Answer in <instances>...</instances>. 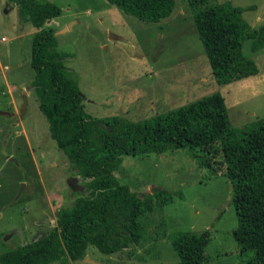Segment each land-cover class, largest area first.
Segmentation results:
<instances>
[{
    "label": "rangeland",
    "instance_id": "1",
    "mask_svg": "<svg viewBox=\"0 0 264 264\" xmlns=\"http://www.w3.org/2000/svg\"><path fill=\"white\" fill-rule=\"evenodd\" d=\"M43 1L62 9L46 25L58 50L67 53L62 62L76 77L90 116L136 121L219 92L232 130L212 138L222 151L211 153L209 167L202 163L206 140L160 153L122 155L117 187L80 179L50 136L31 86L36 29L21 21L17 4L0 0V111L8 112L0 113V252L44 237L56 225L58 211L81 199L80 208L90 209L84 216L151 204L138 218L137 243L110 254L86 248L85 258L97 264H180L174 236L206 229L210 241L202 264H254L253 251H241L233 237L237 217L227 174L241 160L236 129L264 117V47L254 50L251 39L245 40L242 52L258 72L219 85L193 15L229 2L242 9L244 24L257 32L264 28V0H175L171 15L159 22L141 20L107 0ZM85 258L70 264H93Z\"/></svg>",
    "mask_w": 264,
    "mask_h": 264
},
{
    "label": "trees",
    "instance_id": "2",
    "mask_svg": "<svg viewBox=\"0 0 264 264\" xmlns=\"http://www.w3.org/2000/svg\"><path fill=\"white\" fill-rule=\"evenodd\" d=\"M18 6L22 22H29L33 34L31 86L39 108L49 124L50 136L74 166L80 179L102 187H117L115 172L122 155L164 152L172 147L191 146L209 140L202 158L205 166L211 155L222 150L213 137L232 130L224 97L219 92L141 120L114 116L94 118L84 109L76 77L63 64L67 53L58 50L54 32L46 22L61 15L51 1L9 0ZM137 18L159 22L169 17L175 0H107ZM242 9L229 2L209 5L193 15L198 35L219 85L255 75V63L245 57L242 45L251 39L252 48L264 47V28L249 29L241 19ZM241 160L227 176L231 204L237 217L233 237L241 251H253L254 264H264V117L236 129ZM123 189L125 187L120 186ZM128 191V190H127ZM105 195L102 208L107 204ZM77 199L70 209H60L56 225L42 238L0 252V264H70L83 259L91 245L110 254L135 244L141 238L140 215L151 209L143 204L115 214L106 211L84 216ZM210 241L208 229L201 233H178L172 240L180 264H202Z\"/></svg>",
    "mask_w": 264,
    "mask_h": 264
},
{
    "label": "water",
    "instance_id": "3",
    "mask_svg": "<svg viewBox=\"0 0 264 264\" xmlns=\"http://www.w3.org/2000/svg\"><path fill=\"white\" fill-rule=\"evenodd\" d=\"M25 103H26V100H25V98H24V102H23V104H22V112H23V109H25ZM0 113H2V114H5V113H8L7 111H0ZM85 258V257H84ZM85 260H87V261H90V262H92L93 264H97V262L96 261H94V260H90L89 258H85Z\"/></svg>",
    "mask_w": 264,
    "mask_h": 264
},
{
    "label": "crops",
    "instance_id": "4",
    "mask_svg": "<svg viewBox=\"0 0 264 264\" xmlns=\"http://www.w3.org/2000/svg\"><path fill=\"white\" fill-rule=\"evenodd\" d=\"M43 1V0H42ZM46 23H48V22H46ZM4 38V37H3Z\"/></svg>",
    "mask_w": 264,
    "mask_h": 264
},
{
    "label": "built area",
    "instance_id": "5",
    "mask_svg": "<svg viewBox=\"0 0 264 264\" xmlns=\"http://www.w3.org/2000/svg\"><path fill=\"white\" fill-rule=\"evenodd\" d=\"M3 39H5V38H3Z\"/></svg>",
    "mask_w": 264,
    "mask_h": 264
}]
</instances>
